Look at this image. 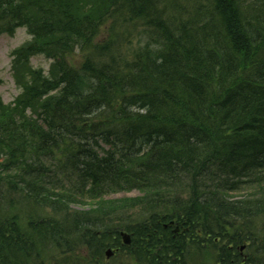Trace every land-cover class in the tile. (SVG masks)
Wrapping results in <instances>:
<instances>
[{"label":"trees","instance_id":"1","mask_svg":"<svg viewBox=\"0 0 264 264\" xmlns=\"http://www.w3.org/2000/svg\"><path fill=\"white\" fill-rule=\"evenodd\" d=\"M21 24L32 39L13 52L20 93L0 107V201L11 189L28 202L71 216L61 221L43 216L38 228L31 220L21 226L16 215L1 217L0 264L20 260L27 250L19 249L34 246L40 258L48 240L63 261L83 247L101 259L110 247L116 251L110 260L120 264H180L182 251L174 239L186 246L184 258L194 248L189 264H264V153L257 161L254 148L245 151L256 159L243 166L242 154L224 137L199 139L208 150L200 168L210 173L209 158L215 156L234 173L228 177L224 168L216 179L209 176L193 185L192 175L175 165L178 154L169 152L189 145V137L162 131L184 105L190 108L181 110L179 126L192 132L217 113L225 127H238V116L250 111L244 104L253 102L255 122L247 123L242 142L264 136V0H0V33ZM38 53L52 59L49 75L29 65ZM203 77L213 86L206 88ZM90 89L96 96L88 99ZM141 108L146 113L136 122ZM130 127L132 146L122 156L118 142ZM71 138L78 144L95 141L86 152L75 153L68 148ZM159 149L169 152L167 162ZM177 189L191 190L180 196L183 200L206 196L211 216L197 218L201 212L194 216L184 205L177 216L171 203L156 213L153 225L141 223L152 212L145 201L150 191L166 198ZM132 190L140 194L112 195ZM82 198H90L91 207L74 205ZM135 207L137 218L125 222ZM174 217L181 224L180 237L164 225ZM212 220L220 226L212 229ZM49 224L55 225L53 232H45ZM121 230L130 234V244L122 242ZM31 234L42 240L39 245L27 239ZM151 239L172 245L162 247Z\"/></svg>","mask_w":264,"mask_h":264},{"label":"bare ground","instance_id":"2","mask_svg":"<svg viewBox=\"0 0 264 264\" xmlns=\"http://www.w3.org/2000/svg\"><path fill=\"white\" fill-rule=\"evenodd\" d=\"M228 25H230V24H228ZM243 32L247 33L248 29H243ZM133 70L135 71V68ZM138 72L140 73L141 71H138ZM203 83L206 86V88H210L209 85L213 86V82L211 80H206L204 77H203ZM118 88H120V86H118ZM152 94L154 96H156V95H158V91L154 92ZM94 95H95L94 89H90V92L87 95V98L91 99ZM224 96H225L224 93H222L219 96V98H224ZM237 101H239V100L237 99ZM91 102L92 101H90V103ZM90 103H89V105L91 106L92 104H90ZM254 105L255 104L253 102H249L247 104H244V107L250 109V111L248 113H243V114L238 116V118H239L238 123H237L238 127H232V126L231 127H225L224 118L223 117L218 118L220 116L219 113L216 114L215 119L206 121V123L203 126H201L198 130L194 129V132H192L189 129L180 127L179 125L181 124V121L183 120V117L185 114L181 110L185 109L186 111H188V109L190 107L187 105H184L185 108L183 106L181 107L180 115L178 117H176V116L172 117L171 116L170 121L168 123L162 125V131L166 130L169 132V134L182 133V134H185L189 137L190 140L187 143L189 145H185L182 148L173 146L169 152L173 153V156L174 155L176 156L178 154L174 160L175 165L181 170H184V171L187 170L186 172H188L192 175V178L194 180L193 185L196 184V180L200 181L201 179H207L209 176H212L211 178L216 179V177H218V175H220V173H222V170L224 168L227 170V174H228L227 176L228 177L234 173V170L230 169L228 171V169L224 166V164L215 156H212L209 158V164L212 166V170L210 173L208 172V170H204L202 167L200 168L199 165L202 164V162L205 159L204 153H206L208 150L205 148L206 143L204 144V142H201L199 139L204 138L206 140L211 135H219L221 137H224L227 140L226 142L229 145L232 146L234 144L236 146V150L240 154H242L241 156L238 157V159L241 160V165H243V166H244V162H247V161L253 162L256 159V157H254L253 155L250 154L251 150L248 153L243 154L245 151H247L251 148H254L255 155L257 156V161L259 159H261V157L263 156V153H264V149H259V146L261 145V143L263 145V142H264L263 134L262 135L261 134L255 135L254 137H252L251 139H253V141L251 140L250 142H246V143L242 142L243 141L242 140V134L244 135L247 132V123H254L255 122V120L250 115V112L253 109ZM145 113H146V110L144 108L139 109L137 111V115H138L137 120L138 121H136V122H140L139 116L144 115ZM214 115H215V113L211 114L212 117ZM243 121H244V124L240 126L241 122H243ZM131 127L126 132L121 134V139L123 138V140H121V142H118V143H121L120 146L124 148V149H122V151H123L122 156H125L128 153H130V150L126 146L127 145L132 146V144H131V137H132ZM109 135L110 134H105V135L101 136L99 134L98 137H101L104 139V138H107ZM93 141H95V139L86 138V140H84L83 142L81 141L78 144V142L75 138H71L70 141H68V148L71 149L75 153H84L87 151V149L89 147H91V145L93 144ZM226 142L223 145L224 154H227V152H228ZM149 144H155V143H152L150 141ZM252 145H254V146H252ZM131 148H133V147H131ZM141 148L142 147H140L139 149H135L134 151L138 152ZM169 152L166 153L163 149H159V153L164 157L166 162L169 160V159H167V155ZM172 163H174V162H172ZM238 163H240V162H238ZM190 164H193V165H190ZM48 167H49L48 162H46V160H44L42 162L41 169L45 170ZM165 168H167V166L156 168L155 171H156V173H159V172L163 171V169H165ZM200 169H202V170L200 171ZM241 169H243V168H241ZM53 170L56 172L55 169H53ZM53 173L54 172L51 171V169H50V171L48 172V175L51 176V175H53ZM86 173L87 172H85V174ZM91 173H93V171H91ZM204 175H205V177H204ZM61 176H62V174H61ZM182 193H185V195ZM186 193H191V190L188 191V190L180 189V191H179L177 189V190H174V194L172 197H168V195H167L165 198L161 195H158V198H157L156 191H150L148 193V195L145 197V201H148V200L150 201V202H146V203L152 212L150 214H148L146 216V220L142 221L141 223L145 224L147 227L153 225L154 221L157 217V214L163 213L164 212L163 208L165 206L170 205L171 203H173L174 205H177L176 208H174V210L177 213L175 214L174 210H170V212H172L173 214H175L177 216L179 213H182L183 205L189 206L190 207L189 209L191 211H193V215H194V212H201V215H199V216L194 215L197 218H201L202 215H206V214L211 216L210 213H212V211L209 208L211 206V204L209 203L206 196L205 197H204V195L198 196L195 194L193 197L189 198L188 200L181 199L180 196L184 198L186 196ZM154 194H155V196H154ZM155 199H157V200L155 201ZM166 201L169 202V204L165 203ZM190 202H192V203L191 204H185V203H190ZM134 209H137V208L136 207L133 208V211H134ZM134 212L135 213H132V215H127L126 219L120 218V220L118 219V221L121 223H124L122 219H125V222H126L127 220H130V216L133 219H136L138 216V213H137V211H134ZM160 215H162V214H160ZM0 219H2V218L0 217ZM212 222H213V220H212ZM41 223L39 221L38 223L35 222L34 225H33V223H30V224H32L33 228H34V227H37L38 225H40ZM213 224L219 225V223L213 222L212 226H211L212 229H214ZM42 226H41V228H42ZM180 228L181 227L178 225V220L174 217L173 222H172V228H170L171 231L172 232H178ZM54 230H55V225L49 224L48 227L46 228L45 232H53ZM182 232L180 233V235L182 234ZM2 235H3V230L0 231V243H4V242H1L3 239ZM27 239H29V241L32 244H35V245L40 244V238L35 236L34 234L27 236ZM185 239L186 238H184V242H185ZM190 239L193 242L196 241L195 238H193V237H190ZM190 239H188V238L186 239V241H188L189 244L192 242ZM163 240L151 239V241H153L154 243H157V245H159V246L164 244L165 241H163ZM173 241H174V246H179L180 250L182 251V260H181L180 264H189V262L191 261V259L195 255L194 248H193V251H188V255L186 254V258H184V250H185L186 246L184 245V243L182 241H178L175 239ZM10 242H12V239L10 240ZM170 245H172V243L167 242V244H164L162 247H169ZM19 250H21V251L27 250L21 256V258L25 259V264L31 260L34 261L35 264H40V261L43 262L41 260V258L36 257L33 253H30V251H28L30 249L25 248V249H19ZM19 256H20V254H19ZM61 260L63 262V259H61ZM193 261H194V259H193ZM10 264H18V262H12Z\"/></svg>","mask_w":264,"mask_h":264},{"label":"rangeland","instance_id":"3","mask_svg":"<svg viewBox=\"0 0 264 264\" xmlns=\"http://www.w3.org/2000/svg\"><path fill=\"white\" fill-rule=\"evenodd\" d=\"M30 35L25 27L16 28L13 32L0 34V98L3 103L13 102V100L20 93V87L16 84V72L12 71L11 65V50L30 39ZM51 60L47 58L44 54H37L32 56L29 65L33 69H39L43 74H49V69L51 66ZM22 73V74H21ZM18 75L21 80H27V75L24 72L18 70ZM0 103V107H1ZM2 159L0 158V161ZM241 193V191L239 192ZM4 198L0 201V217L6 215L17 214L18 220L21 221V226L27 225L28 221L39 222L43 216L53 220L61 221L65 219V216H71L69 214H60L52 211L49 207L40 206H29L28 207V197L22 192H14L11 189H5L3 191ZM137 190L119 192L112 194L116 197H131L138 195ZM90 198H82V202H77L74 205L78 208L87 209L91 207L92 201ZM172 213V212H170ZM264 225V220L261 221ZM172 226V224L170 225ZM38 227V226H37ZM182 229L180 228L178 232H173L176 237H180ZM42 240H40L41 243ZM46 245H41L40 247V258L44 262L40 261V264H67L69 259H75L78 264H120V261H111L107 259L103 252V258H93L88 253L86 247L78 249L72 253L65 255V259L62 262L61 252L57 250L51 243L50 240ZM243 249V247H242ZM30 253H33L37 257V248L34 246L31 248ZM79 256V257H78ZM18 264H25V259L20 258L16 261ZM26 264H35L34 261H28Z\"/></svg>","mask_w":264,"mask_h":264},{"label":"water","instance_id":"4","mask_svg":"<svg viewBox=\"0 0 264 264\" xmlns=\"http://www.w3.org/2000/svg\"><path fill=\"white\" fill-rule=\"evenodd\" d=\"M122 237H123V242L124 243H127V244L130 243V236L128 234L122 233ZM110 254H111V251L107 250L106 255L110 256Z\"/></svg>","mask_w":264,"mask_h":264}]
</instances>
